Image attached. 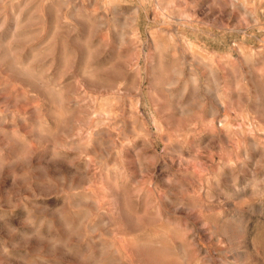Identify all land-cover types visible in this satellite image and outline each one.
Instances as JSON below:
<instances>
[{
	"label": "clouds",
	"instance_id": "1",
	"mask_svg": "<svg viewBox=\"0 0 264 264\" xmlns=\"http://www.w3.org/2000/svg\"><path fill=\"white\" fill-rule=\"evenodd\" d=\"M45 2L83 69L0 35L46 93L0 103V264H264V0Z\"/></svg>",
	"mask_w": 264,
	"mask_h": 264
},
{
	"label": "rangeland",
	"instance_id": "2",
	"mask_svg": "<svg viewBox=\"0 0 264 264\" xmlns=\"http://www.w3.org/2000/svg\"><path fill=\"white\" fill-rule=\"evenodd\" d=\"M147 16L151 21L155 11L150 10ZM127 19L131 23L133 18L128 16ZM0 22H6L4 33L0 34L5 41L11 39L14 34L19 37L16 46L20 49L19 58L23 64H30L32 70L45 72L53 80H61L63 77L61 82L64 84L74 82L78 78L77 66L79 65L81 71L83 69L80 54L75 51L70 37L57 33V13L51 3L45 0H9L6 6L0 5ZM73 52L75 59L72 58ZM86 59L85 56V62ZM69 64L70 71L67 70ZM104 66L107 67V64ZM0 85V103L7 102L9 106L26 107L27 102L24 100L17 104V94L23 96L25 90L38 98L39 102L46 99L42 87L7 73L0 76ZM130 125L129 121V127ZM258 231L259 234H264V225H260ZM257 234L253 232V236ZM0 237L5 241L10 239L7 233L0 232Z\"/></svg>",
	"mask_w": 264,
	"mask_h": 264
},
{
	"label": "bare ground",
	"instance_id": "3",
	"mask_svg": "<svg viewBox=\"0 0 264 264\" xmlns=\"http://www.w3.org/2000/svg\"><path fill=\"white\" fill-rule=\"evenodd\" d=\"M32 63V62H31Z\"/></svg>",
	"mask_w": 264,
	"mask_h": 264
}]
</instances>
